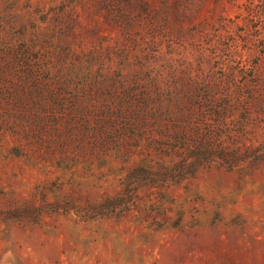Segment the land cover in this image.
Segmentation results:
<instances>
[{
	"label": "rangeland",
	"instance_id": "1",
	"mask_svg": "<svg viewBox=\"0 0 264 264\" xmlns=\"http://www.w3.org/2000/svg\"><path fill=\"white\" fill-rule=\"evenodd\" d=\"M0 264H264V0H0Z\"/></svg>",
	"mask_w": 264,
	"mask_h": 264
}]
</instances>
